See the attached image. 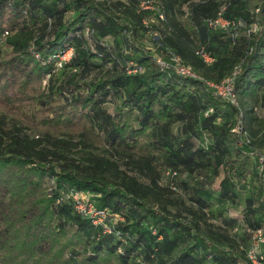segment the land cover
I'll list each match as a JSON object with an SVG mask.
<instances>
[{
	"label": "trees",
	"instance_id": "obj_1",
	"mask_svg": "<svg viewBox=\"0 0 264 264\" xmlns=\"http://www.w3.org/2000/svg\"><path fill=\"white\" fill-rule=\"evenodd\" d=\"M258 229L264 0H0V264H239Z\"/></svg>",
	"mask_w": 264,
	"mask_h": 264
},
{
	"label": "built area",
	"instance_id": "obj_2",
	"mask_svg": "<svg viewBox=\"0 0 264 264\" xmlns=\"http://www.w3.org/2000/svg\"><path fill=\"white\" fill-rule=\"evenodd\" d=\"M143 8H151V6L147 2L142 3ZM210 25L212 26H220V27H229L231 24L229 21L223 19L222 17H217ZM71 50L66 51L62 55H59L58 66L60 67L62 63L68 61L71 57ZM202 54V52H201ZM205 61L210 62L211 58L205 54H202ZM157 63L159 65L165 66V64L158 59ZM173 68L176 72L183 76H189L193 78H197L196 75L187 67L180 63L178 57H173ZM210 87L216 89L219 95L224 97H230L231 100L234 101V96L231 91L232 79L228 78L225 83L221 85H214L208 83ZM73 199L76 203V210L79 213L86 215L90 218L94 225L102 224L106 217L107 211L96 209L89 201L87 196L74 194ZM246 261H242L239 264H264V229H258L251 233V241L250 248L246 253Z\"/></svg>",
	"mask_w": 264,
	"mask_h": 264
},
{
	"label": "rangeland",
	"instance_id": "obj_3",
	"mask_svg": "<svg viewBox=\"0 0 264 264\" xmlns=\"http://www.w3.org/2000/svg\"><path fill=\"white\" fill-rule=\"evenodd\" d=\"M98 1H105V0H98ZM145 9H148V8H145ZM144 47H145L146 49H151V48H152L150 43L145 44ZM260 113H261V111H260ZM165 175H166V174H165ZM180 178H182V180H183V179H185V176L182 175ZM165 180H167V179H165V177H164V175H163V179H162V181H165ZM219 180H220V176H219L218 178H215V181H214V183H213V187H214V188L217 187ZM241 198H243V197H240V199H241ZM240 202H241V201L239 200V204H241ZM227 208H229V206H227ZM232 209H233V210H230V213H228V216H229V214H231V216H237V209H235V208H233V207H232ZM228 210H229V209H228Z\"/></svg>",
	"mask_w": 264,
	"mask_h": 264
}]
</instances>
